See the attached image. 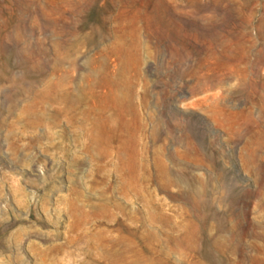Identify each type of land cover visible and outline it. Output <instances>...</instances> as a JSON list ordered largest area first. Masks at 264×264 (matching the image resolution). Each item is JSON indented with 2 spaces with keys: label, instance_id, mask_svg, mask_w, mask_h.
<instances>
[{
  "label": "rangeland",
  "instance_id": "374dc122",
  "mask_svg": "<svg viewBox=\"0 0 264 264\" xmlns=\"http://www.w3.org/2000/svg\"><path fill=\"white\" fill-rule=\"evenodd\" d=\"M0 264H264V0H0Z\"/></svg>",
  "mask_w": 264,
  "mask_h": 264
},
{
  "label": "bare ground",
  "instance_id": "6f19581e",
  "mask_svg": "<svg viewBox=\"0 0 264 264\" xmlns=\"http://www.w3.org/2000/svg\"><path fill=\"white\" fill-rule=\"evenodd\" d=\"M63 89H64V85L63 84L57 83L55 85V93H56L57 99L60 98L59 96H61V92L64 91Z\"/></svg>",
  "mask_w": 264,
  "mask_h": 264
}]
</instances>
